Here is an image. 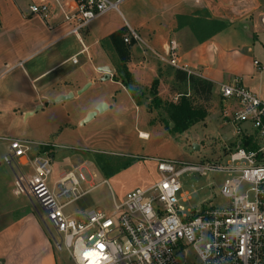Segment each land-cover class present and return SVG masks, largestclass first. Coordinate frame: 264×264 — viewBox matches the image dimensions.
Masks as SVG:
<instances>
[{
  "label": "crops",
  "instance_id": "0c3cea01",
  "mask_svg": "<svg viewBox=\"0 0 264 264\" xmlns=\"http://www.w3.org/2000/svg\"><path fill=\"white\" fill-rule=\"evenodd\" d=\"M45 2L50 8L47 16L31 11L32 4ZM72 5L73 0H0L1 140L9 143L10 138H25L23 133L18 134L20 137L14 135L13 130L23 124L28 112L36 116L38 110L53 120L50 135L55 133V137L61 138L68 133L73 137L69 147L91 158L97 153L108 154L110 151L104 146L109 141L125 142L132 137L149 141L156 135L154 130L162 132L164 119L159 117L157 120L153 114L143 118L145 104L138 102L121 81L114 79L118 75L119 57L107 38L122 28L134 30L145 42L135 41L131 46L127 67L146 96L156 78L160 80L159 94L165 78L170 81L171 89L177 87L174 70L180 68L161 59L166 56L170 41L176 40L178 44V65H186L187 72L210 80L215 90L222 82L235 77L242 79L244 68L240 64L244 52L252 51L255 36L264 32V0H123L120 11L111 10L93 20L80 36L70 33L73 23L63 16L62 9H70ZM245 46L247 51L243 50ZM142 47L148 49L147 56L138 54ZM114 57L118 60L117 67L111 63ZM73 58H77V62H73ZM255 60L263 68L261 61L254 58L246 66L249 72L259 69ZM106 68L114 70L110 77L104 71ZM88 83L90 87L78 94ZM70 92L74 93L73 98L49 103V100ZM100 102H105L108 108L82 124ZM40 105L42 107L36 111ZM148 125L154 126L153 132L146 129ZM59 128H63L60 134ZM40 144L54 147L50 153L54 159L57 147L66 143ZM128 157L133 160L127 167L123 165L114 171L103 161L105 170L98 165V173L112 179L117 176L131 178L137 183L135 188L149 187L157 182L159 176L155 181L147 180L144 167L138 161L140 158L155 160L156 157L134 154ZM105 180L92 181L89 185L99 186ZM10 183L12 180H6L0 169V205L3 207L12 205L9 204L12 192L18 195L14 184ZM187 194L182 193L181 198L186 200ZM71 215L84 218L85 211ZM29 226L34 227L42 246L51 245L40 223L35 218L21 215L0 229V243L16 242ZM50 259L48 264H56Z\"/></svg>",
  "mask_w": 264,
  "mask_h": 264
},
{
  "label": "built area",
  "instance_id": "2783aa9c",
  "mask_svg": "<svg viewBox=\"0 0 264 264\" xmlns=\"http://www.w3.org/2000/svg\"><path fill=\"white\" fill-rule=\"evenodd\" d=\"M122 1L73 0L70 9H62L64 19L73 23L70 33L80 36L93 20L111 10L120 11ZM30 9L42 16L50 10L46 2L32 4ZM132 39L144 42L130 29L124 41ZM177 50L176 40L170 41L161 59L187 71L186 65H178ZM218 91L227 104L220 127H233L225 165L155 158L157 182L134 188L121 200L113 196L109 212L93 208L85 211L84 218H77L65 208L97 186L82 187L83 167L63 172L52 182V156L35 151L49 144L34 147L27 139L10 138L4 161L12 168L20 166L16 193L35 200L56 248L65 249L74 264H264V98L247 88L240 77L220 83ZM191 170L201 175L226 174L221 194L227 203L203 205L186 214L178 193L180 177ZM245 183L251 185L252 199L248 192L241 193Z\"/></svg>",
  "mask_w": 264,
  "mask_h": 264
},
{
  "label": "rangeland",
  "instance_id": "374dc122",
  "mask_svg": "<svg viewBox=\"0 0 264 264\" xmlns=\"http://www.w3.org/2000/svg\"><path fill=\"white\" fill-rule=\"evenodd\" d=\"M249 33L252 34V31H249ZM254 42V46L251 44L252 51H247V46L243 48V50L247 52H244L245 57L240 64L244 68L241 72L243 73L242 81L252 92L264 98V32H259V37L255 36ZM138 54L147 56L148 49L142 47ZM115 58L116 57H114V59L112 58L111 63L117 67L118 60ZM254 58L261 61L263 68H259L256 72H249L246 66H248V63ZM245 61L247 64H245ZM144 81L147 80L144 79ZM163 81L160 89V97L164 101L176 100L178 96L177 93L184 91L182 87L171 89V83L167 78ZM150 88L147 89V92L150 91ZM218 88V85H216L212 100L207 103L210 114L206 120L195 124L184 133H173L166 128L165 125L162 126L163 130L160 132V130H154L153 125H148L146 129L149 130V132H153L154 130L156 133V135L152 136L151 140H141L137 137H132L131 139L127 138L128 141L126 140L125 142L112 140L105 143L106 145L104 146L110 151L108 154L97 153L94 154L93 158L88 154L71 149L69 146L73 143V137L69 136L68 133L63 134L61 138L55 137V133L50 135L49 130L53 127V120L43 115L41 110L37 111V107L35 109L37 111L35 113L36 116L30 115L25 117L23 119V124L14 128L13 133L14 135L23 133L25 138L21 136V139L29 140L34 147H38L40 143L47 142H55L57 144L66 143L56 149L57 153L53 159L54 173L51 178L52 182L57 179L61 172H67L81 166H83L82 173L85 177V181L82 184L84 189L89 188V183L92 181L100 183L103 179H107L108 183L104 182L74 203L68 205L65 208L67 213L75 215L78 212L81 213L93 208H99L109 212L113 207V196L119 200L127 191L135 188L137 183L131 178L117 176L112 179L109 175L104 173L101 175L100 172L98 173L100 170L95 161V157L98 155H101L103 161H106V166L108 163L109 167L114 169V171L123 167L126 162L133 160L132 157H128L129 154H134V156H149V158L167 157V159L187 164H199L205 160L217 161L223 165L227 163L229 157L226 147L230 145L233 140V127L230 124L220 127L222 122L221 112L224 105L227 104L221 100ZM139 102L146 106L142 111V117H147L148 114L152 116L153 114V116H157V120H159L160 114L162 113L166 118L167 114L163 109L156 110L152 108L150 111L148 110L150 106V95L142 96ZM56 124L57 123H55V125ZM159 126L161 128V125ZM62 129L63 128H59L57 130L59 134ZM18 137H20V135H18ZM195 144L198 145L197 148ZM44 149V147H41L38 151ZM7 151L8 142L0 139V169L3 177L6 176V180H12L10 185L14 184V188L16 189V176L19 175L20 166L13 165L12 168L4 161V156L7 154ZM53 151L54 147L46 152L50 154ZM140 159L141 160L138 161H141L144 167L147 180L155 181L158 179L159 172L157 170V162L152 159ZM225 178L226 174L221 172H210L207 175H201L200 172L191 170L184 173L180 177L182 190L178 193L179 205H184V212L186 214H188V209L199 210L203 205H225L227 199L221 194V188ZM8 187L9 185H7V188ZM250 187V184L245 183L241 188V193L248 192ZM185 192H188V198L185 197L186 200H183L181 194ZM248 195L250 199L253 198L252 192H248ZM7 196L8 198L12 196L9 202V204L12 205L7 207L0 205V229L7 225L11 219H16L20 215L25 218L30 216L35 218L46 234H48L47 236L51 241V245H47V247L45 245L42 246V242L37 232L34 230V227L29 226L16 242L0 243V264H48L50 263V258L54 259L56 264H74L65 249L58 251L56 248L53 237L50 235L49 230L42 220L41 209L35 200L25 193L15 195L12 192L10 196L8 192ZM116 233L117 231H115L114 234ZM190 252L192 253V251Z\"/></svg>",
  "mask_w": 264,
  "mask_h": 264
},
{
  "label": "trees",
  "instance_id": "16d2710c",
  "mask_svg": "<svg viewBox=\"0 0 264 264\" xmlns=\"http://www.w3.org/2000/svg\"><path fill=\"white\" fill-rule=\"evenodd\" d=\"M127 28H122L112 33L107 39L111 42L115 52L119 57L118 75L114 77L115 80L121 81L132 94V96L139 102L142 96H146V92L138 88L133 74L127 67V62L130 58L131 46L135 43L132 39L130 43L124 41V37L128 34ZM174 83L178 87L184 88L183 92H178L177 100L164 101L159 94L160 80L156 78L152 81L150 91V106L149 108L156 110H165L166 118L161 113L160 117L164 119V125L170 131L176 134H182L195 124L205 121L209 116L210 111L207 103L212 100L214 92V84L201 76L189 73L182 69L174 70ZM173 89H176L174 87ZM173 123V126H170ZM45 151L51 149L50 145L44 147ZM96 162L105 170L102 165L103 159L101 156H96ZM132 160L124 164L125 167L130 165Z\"/></svg>",
  "mask_w": 264,
  "mask_h": 264
},
{
  "label": "water",
  "instance_id": "95a60500",
  "mask_svg": "<svg viewBox=\"0 0 264 264\" xmlns=\"http://www.w3.org/2000/svg\"><path fill=\"white\" fill-rule=\"evenodd\" d=\"M104 71H106L107 75L110 77L113 73H114V70L111 69V68H106L104 69ZM90 83H88L86 86H84L82 89H80L77 93L78 94H81L83 93L85 90H87L89 87H90ZM74 97V93L73 92H70L68 94H62V95H59L58 97L54 98V99H51L49 100V103H57V102H60V101H64V100H68V99H71ZM42 106L40 105L37 109H40ZM108 108V105L105 103V102H100V104H98L96 106V109L95 111L93 112H90L82 121V124H85L87 122H89L90 120H92L97 113H103L106 109ZM30 114H33V112H28L26 114V117L29 116ZM170 126L172 127L173 126V123L170 124ZM197 144H195V147L197 148Z\"/></svg>",
  "mask_w": 264,
  "mask_h": 264
},
{
  "label": "bare ground",
  "instance_id": "6f19581e",
  "mask_svg": "<svg viewBox=\"0 0 264 264\" xmlns=\"http://www.w3.org/2000/svg\"><path fill=\"white\" fill-rule=\"evenodd\" d=\"M145 135H142V137H144Z\"/></svg>",
  "mask_w": 264,
  "mask_h": 264
}]
</instances>
